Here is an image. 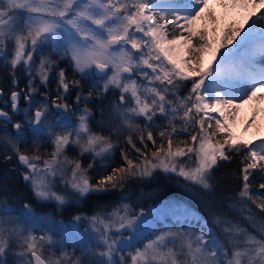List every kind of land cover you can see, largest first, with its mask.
Returning a JSON list of instances; mask_svg holds the SVG:
<instances>
[{"label":"snow or ice","instance_id":"1","mask_svg":"<svg viewBox=\"0 0 264 264\" xmlns=\"http://www.w3.org/2000/svg\"><path fill=\"white\" fill-rule=\"evenodd\" d=\"M209 3L0 0V58L10 66L12 78L11 113L0 107V118L6 125L14 113L24 116L12 125L17 136L0 143L16 156L23 180L39 200L64 205L67 196L82 199L124 189L130 179L151 176L156 169L177 173L211 194L221 163L239 158L238 172L233 173L239 188L228 205L236 215L214 212L211 225L205 219L196 226L161 232L140 247L142 213L117 206L87 218L98 243L83 248L79 256L67 251L56 255L52 249L62 248V242L47 233L37 236L22 219L32 215L31 206L24 203L26 211L13 215L16 209L0 188V264H10V259L12 264H264V137L254 142L235 131L240 108L264 102V11L255 14L264 9V0H220L224 7L247 11L244 22H252L247 29L228 23L219 43L222 29ZM237 36L239 41L228 47ZM46 49L51 51L45 54ZM209 52L220 53L215 65L205 62ZM63 59L73 78L59 66ZM17 71L27 76L24 89H19ZM50 74L56 82L54 93L47 89ZM89 80L93 82L87 84ZM37 82L46 90L40 91ZM109 92L118 98L106 108ZM4 95L0 87V97ZM21 101L28 107L21 109ZM96 101L101 117L97 127L105 129L106 112L111 116L108 123L114 122L105 129L108 135L92 128L95 113L88 105ZM260 111L253 109L245 132L255 125ZM68 113L76 115L77 122L70 123ZM57 127L64 131L57 132ZM25 128L37 138L31 153L20 149L26 142ZM45 130L52 151L41 153L38 141ZM125 133L126 143L139 156L130 158V150L121 149L124 162L110 171L105 166L107 174L94 182L89 175L93 163L84 167L79 159L65 155L77 146L81 155L88 153L94 161L110 160L112 135L119 139ZM183 136L188 138L180 139ZM147 141L154 147L150 154ZM2 159L6 163L13 155L5 152ZM57 180L65 185L63 193L53 190ZM209 207L215 205L210 202ZM125 229L130 231L128 238L123 236Z\"/></svg>","mask_w":264,"mask_h":264},{"label":"trees","instance_id":"2","mask_svg":"<svg viewBox=\"0 0 264 264\" xmlns=\"http://www.w3.org/2000/svg\"><path fill=\"white\" fill-rule=\"evenodd\" d=\"M213 2L214 3L209 6V10L215 13L222 29L217 37V43H219L220 36H222L223 30H226L228 23L231 22L241 25L244 29H247L248 25L251 24V19L249 21L247 20V23L244 22L245 20L238 9L224 7L220 3V0H214ZM249 11H251V9H249ZM261 11H264V9L255 10V14L259 15ZM241 35H243V32ZM239 39L240 36H237V39L232 41L228 47H233ZM223 51L224 49H220V52ZM210 53L212 59L213 56L216 57V59H213L212 61V64L215 65L219 59L220 53ZM66 73L69 78H73L74 74L69 65L68 72ZM75 78L80 79L79 76H75ZM92 82L93 81L89 80L87 81V84H91ZM100 83H102V81H100ZM2 86L3 85L0 82V87ZM3 87L5 88V86ZM190 87L191 85L188 84V87L184 89L183 94H186ZM85 92H87V87H85ZM117 98L118 94L114 95L109 92L107 98L104 100V106L107 108L109 103ZM96 104L97 105L94 107L89 104L90 108H92L95 113V117L99 113L100 102L96 101ZM245 105L247 107V117L239 120L240 132L238 135L242 136L244 139L258 142L260 138L264 137V102L257 103L256 101H253ZM254 108H259L261 111L257 117L255 125L245 132V125L250 119ZM107 115H109L108 112L105 113V118L111 119ZM157 123L159 124L160 122L157 121ZM91 125H94V121H91ZM101 131L104 132V129H101ZM191 134H194V131ZM154 135H156L155 132ZM30 138H32V136ZM187 138V136L180 137V139ZM40 143L41 153L52 151V146L50 144L42 141ZM159 143L160 141L157 139V146ZM147 144L148 149L146 151L150 154V152L154 150V147L150 141H147ZM3 146L4 145H0V148ZM114 146L111 159L105 161L102 165H100L98 159L94 161L90 154H84L80 159L76 158L83 163H86V160L87 162L88 160H93V168L89 169V175L93 182L100 176L106 175L107 171H110L112 167H118L124 162L121 155V149L130 150V158L139 156V153H136L134 149H131V145L126 143L125 138L116 140ZM137 146L142 147L138 141ZM44 158L46 159L47 156L45 155ZM86 164L88 165V163ZM87 165H84V167H87ZM105 166H107V171L104 170ZM238 167L239 158H236L233 162H222L214 173L212 183L215 186V190L211 194L202 191L200 186L193 184L191 181L185 180L184 177L179 176L177 173L166 172L163 169L154 170L153 174L148 177L130 179L124 189H115L108 193H94L82 199L68 196V203L61 206L58 205L56 201L51 203L41 202L34 196L28 183L15 182V178H9L13 179L11 180L13 182H0V188H3L4 190L3 195L9 198L8 203L16 209L13 215H20L24 203H27L31 208H36L37 211H40V213H38L40 215H47L49 218L51 217L50 219L56 218L57 220H62L67 223H77L78 221H81L84 222L83 226L90 224L87 219L88 217L97 213H103L105 210L111 211L112 208L117 206L128 205L129 213L134 212L137 215L142 213V217L145 215L150 218L154 211L152 209L158 208L164 204H172L175 212L178 213V216L172 218V214L168 212L165 217L157 220L156 226L149 229L143 235V240L137 245L142 247L143 243H146L147 240L154 239L155 236L159 235L161 232H167L169 230L177 231L182 227L186 228L188 224L196 226L198 223H203L205 219H207L209 225H211L214 212H224L230 216L236 215V213L229 212L228 205L233 203L231 197L235 195L239 188V181L233 176L234 172H238ZM2 171H5V169L3 168ZM61 187L63 190L65 189L62 185ZM68 191H71L70 187L68 188ZM210 202L215 205L214 208L209 207ZM190 213L195 214L196 216L190 217ZM77 216H80L81 219L76 220L75 217ZM34 232L37 236L45 233L49 234V228L46 226L41 230L35 229ZM67 248L59 249L56 254L59 255L60 251H67L68 253L75 252V254L79 256L82 250L77 245H70ZM131 250L132 249H125L124 251L128 252ZM117 258H119L118 255Z\"/></svg>","mask_w":264,"mask_h":264},{"label":"rangeland","instance_id":"3","mask_svg":"<svg viewBox=\"0 0 264 264\" xmlns=\"http://www.w3.org/2000/svg\"><path fill=\"white\" fill-rule=\"evenodd\" d=\"M214 0H210V3H209V6L211 5V4H213L214 2H213ZM238 11H240V13L242 14V16H243V18H244V20H245V18L247 17V15H248V12L247 11H244V10H240V9H238ZM250 19H248V21H249ZM49 52L47 51V52H45V54H48ZM52 59H55V57L54 56H52ZM211 62L212 63V61H213V59H212V56H211V53L209 52L206 56H205V62L206 63H208V62ZM37 63H38V60H37ZM23 76H26V74L25 75H22V77ZM39 85V84H38ZM39 88V87H38ZM47 89H50V87H49V84L47 85ZM40 90V89H39ZM246 113H247V107H246V105H243L241 108H240V110H239V114H238V118H237V124H236V126H235V131L237 132V134H239V132H240V126H239V120L240 119H242V118H246L247 117V115H246ZM108 117H111L110 116V114L109 115H107ZM95 122H96V127H97V125L100 123V121H101V117L100 116H97V117H95ZM93 120V121H94ZM110 119L109 118H105V116H104V123H105V129L106 128H110V127H114L115 125H114V122L113 123H108V121H109ZM93 128V127H92ZM98 128V130L100 131L102 128H99V127H97ZM93 130L94 131H96V128H93ZM56 131L57 132H62V131H64V129H61L60 128V130H57L56 129ZM98 131V132H99ZM103 134H105V135H108V132L106 131V130H104V133ZM45 137H46V139L45 140H48V142H50L51 143V139L48 137V135H47V130H45ZM114 135V137H116V135L115 134H113ZM122 136V135H121ZM120 136V137H121ZM8 137H12V136H10V135H5L4 136V139L6 140ZM119 137V138H120ZM117 138V137H116ZM24 139H25V141L27 140L26 138H25V134H24ZM32 140L34 141V142H37V138L33 135V137H32ZM52 146V145H51ZM71 147L73 148V149H75L76 150V152H70L69 150L71 149ZM71 147H69L67 150H66V152H65V155L69 158V159H76V158H81V157H83L84 156V154L83 155H81L80 154V150H79V148L77 147V149H76V147L75 146H71ZM85 154H88V153H85ZM72 157V158H71ZM47 159V158H46ZM93 159V158H92ZM96 159H98V160H100L101 161V164H103L102 163V161L103 162H105V161H107V160H102L100 157H97ZM92 161L93 160H88V162H87V160L85 161L86 163H92ZM86 163H83V162H81V164H82V166H84V165H87ZM170 172V171H169ZM67 177L68 178H70L71 177V173L69 172L68 174H67ZM57 186H56V188H54L53 190H55V191H61L62 193L64 192V190L62 189V187H61V185L65 188V185L60 181V180H57ZM59 184H61V185H59ZM29 185V184H28ZM29 187H30V185H29ZM31 189V188H30ZM65 194V193H64ZM152 210H154L153 212H152V215H151V217L150 218H148V217H146L145 215L143 216V217H141V220L143 221V230H142V232H143V235L149 230V229H151V228H154L155 226H156V222H157V220H159L160 218H163V217H165L166 216V213H171L172 215L171 216H173L172 218H176L177 216H178V213H176L175 212V210H174V207L172 206V204H164V205H162V206H160V207H158V208H154V209H152ZM26 211V210H25ZM31 212H32V215L30 216V217H24V219L23 220H25L26 221V223H28L30 226H32L33 227V229L35 228V225L37 224V223H39V221L40 220H44V216L43 215H40V214H38V213H40V211H37L36 210V208L35 209H31ZM189 216L191 217V216H196L195 214H192V213H190L189 214ZM46 219V218H45ZM52 223H54L53 225H52V231H51V236H52V238H53V240L54 241H61L62 242V245H66L67 243H68V241H74V240H79L80 241V244H83L82 245V248H85L86 246H91V245H95V244H97L98 243V241H97V238H96V236H95V234H94V232H93V230H92V228L91 229H88V230H85V229H82V228H80V226L78 227V225L77 224H73V225H68V224H66V223H63V222H52ZM90 227H91V225H90ZM123 231V236H124V238H128L129 236H130V231L129 230H127V229H125V230H122ZM134 242H135V240H134ZM57 248V247H56ZM54 249V248H53Z\"/></svg>","mask_w":264,"mask_h":264},{"label":"flooded vegetation","instance_id":"4","mask_svg":"<svg viewBox=\"0 0 264 264\" xmlns=\"http://www.w3.org/2000/svg\"><path fill=\"white\" fill-rule=\"evenodd\" d=\"M50 52L51 49H46L45 52ZM55 58H57L56 56H54ZM38 60V59H37ZM60 67L65 68L66 72H68V65H67V59H63L60 61L59 64ZM17 77L19 78V89H24L25 85L27 84V76H23L25 75V73H23L22 71H17L16 73ZM54 76V74H53ZM52 77H50V83H49V87L52 93L55 92L56 90V82L55 79ZM0 82L3 86H5V88L2 86V88L5 89L6 95H4L3 97H0V107H3L5 109V111H9L11 113V108H10V99H9V94L10 91L12 90V78H11V68L10 66H5V59L4 58H0ZM39 83L37 82V87H39L38 85ZM46 90V89H43ZM75 97V92H72V99L74 100ZM8 100L9 103L5 104L3 103V101ZM19 107L21 109L28 107V104L26 101H21L19 104ZM81 108L84 107L83 104L80 105ZM34 111V108H33ZM68 116H70V123H72L73 119H77L76 115H71V113H68ZM50 119H52L50 117ZM24 120V116L22 112H17L13 114V120L8 122L6 125L3 122V118H0V139H4L5 135H10L9 132L11 133H17V130L12 126L13 124H15L17 121H23ZM24 134H25V138L27 139L26 142H22L20 144V149L23 152H29L31 153L34 149V145L35 142L33 140H31L30 136L33 135L32 129L31 128H25L24 129ZM13 137V136H12ZM0 145H4L2 148H0V182H13L11 180L13 179H9V178H15V182H25L22 178V172H23V167L19 164L18 159L16 158V156L11 152V149L6 147V145L4 143H0ZM72 150H74L76 152L75 149L71 148ZM7 152L8 154L13 155V159L11 161L8 162H3L2 156L3 153ZM5 169V171H2V169ZM20 179V180H18Z\"/></svg>","mask_w":264,"mask_h":264},{"label":"bare ground","instance_id":"5","mask_svg":"<svg viewBox=\"0 0 264 264\" xmlns=\"http://www.w3.org/2000/svg\"><path fill=\"white\" fill-rule=\"evenodd\" d=\"M72 152H75L74 150Z\"/></svg>","mask_w":264,"mask_h":264}]
</instances>
